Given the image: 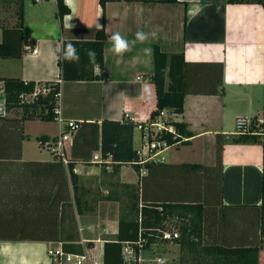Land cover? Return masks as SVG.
<instances>
[{
	"label": "crops",
	"instance_id": "obj_1",
	"mask_svg": "<svg viewBox=\"0 0 264 264\" xmlns=\"http://www.w3.org/2000/svg\"><path fill=\"white\" fill-rule=\"evenodd\" d=\"M65 3L70 13L60 19L57 0H24V38L32 45L20 58L0 59V63L17 60V75L9 77L59 83L63 116L82 122L67 142V153L78 176L83 213L74 203L68 164L39 143V137L59 136L62 126L40 118L17 122V133L0 140V264H57L47 250L69 241L73 213L80 235L77 244L95 263L104 264V243L116 239L120 215L130 206V198L138 199L141 207L145 201L192 200L199 192L204 194L203 184L192 180L196 174L180 164L213 167L220 144L222 194L215 186L206 192L203 242L230 248L258 246L259 264H264L263 146L234 140L237 117L263 114L264 7L226 0H109L104 9L100 0ZM102 26L107 35L103 79L64 80L58 64L64 42L93 41ZM138 31L149 33V39L130 44L123 54L114 52L113 33L133 41ZM155 44L169 53H183L189 62L187 80L195 91L186 94L178 120L193 135L179 144L187 147L184 154L163 156L164 161L137 169L133 163L114 162L111 154L102 155V121L142 122L156 110V88L150 80ZM34 48L37 54H32ZM100 71L95 66L93 72ZM215 88L219 92L207 93ZM8 114L20 119L22 111ZM141 144V132L135 127V149ZM209 173L214 175L215 170ZM179 193L185 197L178 198ZM146 249L155 253L154 262L161 258L180 264L182 255L190 258L188 250L183 253L173 240L159 238ZM210 257L206 256L207 262Z\"/></svg>",
	"mask_w": 264,
	"mask_h": 264
},
{
	"label": "trees",
	"instance_id": "obj_2",
	"mask_svg": "<svg viewBox=\"0 0 264 264\" xmlns=\"http://www.w3.org/2000/svg\"><path fill=\"white\" fill-rule=\"evenodd\" d=\"M109 0H100L104 9L106 2ZM160 1L165 3H177L179 0H149ZM17 5V21L12 26L2 27V40L0 41V59H15L23 55L27 46L32 45V41L24 38V0H0V3H13ZM227 3H258L264 7V0H226ZM58 15L60 19L70 13V8L65 0H57ZM187 22V15L185 17ZM107 39L105 27L102 26L96 32L93 41L73 42L79 60L69 62L62 58L58 64L61 68V76L67 81L78 80H100L103 79L104 67V45ZM64 42V50L65 43ZM63 50V52H64ZM94 56H89V51ZM154 64L155 69L150 76L151 82L155 85L157 94V108L151 113V119H155L158 113L163 109H171L180 114L184 110L185 96L195 91L193 82L187 80V66L189 62L185 61L183 53H169L163 51L160 45H154ZM95 66L101 69L99 74L93 72ZM91 68V71H88ZM223 70V67L222 69ZM2 84L7 112L22 111L20 119L0 116V140L8 138L14 132L17 133V122L25 119L40 118L47 121L56 120L58 113L56 109L59 105L60 85L57 82L38 83L34 80H23L19 77H0ZM45 84L48 87L46 94L39 93L35 98L30 95L35 91L36 86ZM221 84L223 85V71L221 75ZM220 84V85H221ZM216 87V86H215ZM220 91H223L221 88ZM217 88L207 93H217ZM263 123L264 128V107H263ZM138 122H134L131 118L125 119L123 122L103 120L102 121V155L111 154V159L117 163H133L135 167L140 168L141 164L137 163L138 156L134 147V131ZM176 126V137L173 133H166L164 137L173 143L182 141L186 143L193 135L188 125L183 121L174 122ZM57 139V136L52 138ZM49 137H39L41 146L49 141ZM236 142H259L263 146L264 152V134L263 135H240L234 138ZM154 163H146L147 168ZM68 167L70 171L71 186L74 193V203L77 212L83 213V197L79 191L78 176L74 172V162L69 158ZM184 171H191L197 176V183L203 184L206 189L205 193L201 192L194 199L186 200H166L162 202L150 201L143 202L139 206V200L131 199L130 206L123 208L120 215L118 233L116 239L106 240L104 243V264H127L123 256V246L127 242H136L143 239V245L134 244L137 260L129 264H140V252L148 248L153 242L159 238L164 240H173L179 244L183 253L187 249L190 253L189 259H184L182 255L180 264H259V247L258 246H242L238 248H230L219 244H206L203 242L204 231V214L205 203L208 199L206 193L209 187L215 186L220 188L222 194V144L218 147L217 162L213 167L201 163H183L180 164ZM210 170H215V174H210ZM133 193V192H132ZM143 200L144 196L142 195ZM73 197L71 193V206ZM262 209V234L264 235V178H263V203ZM73 224L70 226V239L63 243V249L67 252L83 253L84 248L77 244L80 240L76 218L71 216ZM165 231L178 233L177 237L171 239L163 238ZM211 256L206 260V256Z\"/></svg>",
	"mask_w": 264,
	"mask_h": 264
},
{
	"label": "built area",
	"instance_id": "obj_3",
	"mask_svg": "<svg viewBox=\"0 0 264 264\" xmlns=\"http://www.w3.org/2000/svg\"><path fill=\"white\" fill-rule=\"evenodd\" d=\"M32 2H41L43 0H29ZM29 47V46H27ZM26 47V48H27ZM38 49H32V54H37ZM48 87L45 84L36 86L35 91L30 95L31 98H35L37 94H46ZM61 93L58 94L60 97ZM58 116L56 121L62 126V131L57 139H51L45 143L49 146L53 154L57 156L63 163L68 164L69 157L67 153V142L73 135L81 128L82 122L74 119H67L63 116L60 103L56 109ZM6 99L3 91L2 84H0V116H7ZM178 121V113L171 109L161 110L155 119H147L142 122H138L136 128L141 132L142 144L136 150L138 161L137 163L144 165L146 163H156L164 161L163 154L172 146L181 144L182 141L169 142L164 137L166 133H173L176 137V126L174 122ZM263 117L254 116H239L235 122V134L240 135H263L264 128L262 127ZM186 140V138L184 139ZM112 158V157H110ZM103 162V159L100 160ZM178 233H171L165 231L163 238L171 239L177 237ZM144 240L140 239L136 242H127L123 246V256L127 264L137 260L134 244L138 246L143 245ZM48 255L57 264H97L93 261V257L88 252L73 253L67 252L63 249V244L59 246H50L48 248ZM158 263L162 264L164 261L161 258L156 259Z\"/></svg>",
	"mask_w": 264,
	"mask_h": 264
},
{
	"label": "rangeland",
	"instance_id": "obj_4",
	"mask_svg": "<svg viewBox=\"0 0 264 264\" xmlns=\"http://www.w3.org/2000/svg\"><path fill=\"white\" fill-rule=\"evenodd\" d=\"M17 17V5L13 3H0V28L4 26H11L14 23ZM11 64L6 62L0 63V75L1 76H13L17 75V60L10 61ZM8 64V65H7ZM48 124V123H44ZM50 126V125H49ZM54 126V124H52ZM187 147L185 145L172 146L169 150L165 151L163 156L165 158H169L170 155L180 153L181 155L186 152ZM197 176H193L192 180L196 182ZM186 182L187 181H182ZM195 187V186H194ZM178 198L185 197L183 195L180 196V193L177 196ZM155 256V253L151 249H144L141 254L142 262L141 264H157V262L152 261L151 259ZM157 259V258H156ZM162 264H172L169 261H164Z\"/></svg>",
	"mask_w": 264,
	"mask_h": 264
},
{
	"label": "clouds",
	"instance_id": "obj_5",
	"mask_svg": "<svg viewBox=\"0 0 264 264\" xmlns=\"http://www.w3.org/2000/svg\"><path fill=\"white\" fill-rule=\"evenodd\" d=\"M155 32L151 33V36H155ZM112 41V47L116 54H123L126 52L130 44H134L136 41H139L141 43L145 42L149 39V33H146L144 31H138L135 34V40L129 41L125 39L119 32L113 33L110 37ZM145 51H150V49H145ZM89 56H94V53L90 50ZM63 57L65 60L69 62H74L79 60V53L77 52V49L73 42L67 41L65 43V50L63 52Z\"/></svg>",
	"mask_w": 264,
	"mask_h": 264
}]
</instances>
